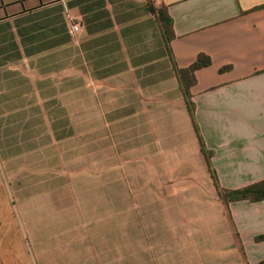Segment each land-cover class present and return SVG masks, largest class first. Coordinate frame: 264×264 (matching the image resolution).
<instances>
[{
	"label": "crops",
	"instance_id": "0c3cea01",
	"mask_svg": "<svg viewBox=\"0 0 264 264\" xmlns=\"http://www.w3.org/2000/svg\"><path fill=\"white\" fill-rule=\"evenodd\" d=\"M263 181L264 0H0V264H259Z\"/></svg>",
	"mask_w": 264,
	"mask_h": 264
},
{
	"label": "rangeland",
	"instance_id": "374dc122",
	"mask_svg": "<svg viewBox=\"0 0 264 264\" xmlns=\"http://www.w3.org/2000/svg\"><path fill=\"white\" fill-rule=\"evenodd\" d=\"M89 104L87 103V111L92 110L93 106L90 103V101H88ZM70 110H71V125H73L74 128V132L70 133V148L67 151V154L69 155V164H66L64 166H62V169H65V171H63V173L65 172V174H69L70 178L73 177H77V176H81L83 174H85L86 176H90V174H92L94 172V168L95 166L93 164L88 163V158L87 163L81 164V162L79 163V161H81V156L79 155V150L80 147H82L83 145V139H82V133L80 131H78V102L77 100H71L70 103ZM86 144L90 143L92 144L93 141V132L92 133H87L86 134ZM91 136V137H88ZM88 137V138H87ZM50 157V156H49ZM46 166V165H43ZM47 166H52L53 165H47ZM40 167V166H39ZM111 166L110 165H103L101 166V168H103V170H107L109 171V168ZM113 167V166H112ZM54 174H57L56 172H54ZM125 166L124 165H119L118 166V184H119V190L123 189L126 185H127V181L125 178ZM129 184V183H128ZM28 190V189H27ZM88 199V197H86ZM120 200H124V197H119V201ZM74 205H63L61 207V209L59 211H57V207H53V206H44V208L46 209L45 212H39L37 214V219L40 222H44V223H51L54 221H63L66 220L67 217L69 216V210L70 208L72 209ZM67 210V211H66ZM61 211H66L65 213H63V215H61ZM57 213V214H55ZM24 220V219H23Z\"/></svg>",
	"mask_w": 264,
	"mask_h": 264
},
{
	"label": "trees",
	"instance_id": "16d2710c",
	"mask_svg": "<svg viewBox=\"0 0 264 264\" xmlns=\"http://www.w3.org/2000/svg\"><path fill=\"white\" fill-rule=\"evenodd\" d=\"M160 21L165 25V32L167 37L170 36L169 27L171 25L169 18L163 12L159 13ZM209 59L203 55H199L196 61L186 70H179L177 74L181 80V85L183 90L185 91V95L187 98V104L189 106V110L192 111V104L190 103L189 96H188V89L189 87L195 82L193 73L195 70L205 67L209 65ZM222 196L224 199L229 201H236L242 199H251L254 201L264 200V181L248 188H244L237 191L232 192H223ZM260 239H264V237H260ZM259 264H264V260L261 261Z\"/></svg>",
	"mask_w": 264,
	"mask_h": 264
},
{
	"label": "built area",
	"instance_id": "2783aa9c",
	"mask_svg": "<svg viewBox=\"0 0 264 264\" xmlns=\"http://www.w3.org/2000/svg\"><path fill=\"white\" fill-rule=\"evenodd\" d=\"M79 29V25L76 22H71L70 35L73 37Z\"/></svg>",
	"mask_w": 264,
	"mask_h": 264
}]
</instances>
